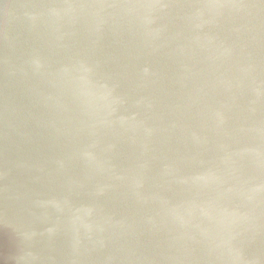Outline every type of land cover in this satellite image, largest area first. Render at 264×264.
<instances>
[{
	"label": "water",
	"instance_id": "water-1",
	"mask_svg": "<svg viewBox=\"0 0 264 264\" xmlns=\"http://www.w3.org/2000/svg\"><path fill=\"white\" fill-rule=\"evenodd\" d=\"M0 264H264V0H0Z\"/></svg>",
	"mask_w": 264,
	"mask_h": 264
}]
</instances>
